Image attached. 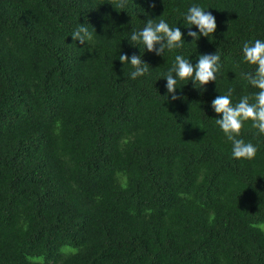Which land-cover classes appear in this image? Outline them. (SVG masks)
Masks as SVG:
<instances>
[{
	"label": "trees",
	"instance_id": "16d2710c",
	"mask_svg": "<svg viewBox=\"0 0 264 264\" xmlns=\"http://www.w3.org/2000/svg\"><path fill=\"white\" fill-rule=\"evenodd\" d=\"M118 2L0 0V264H264V134L246 122L257 155L235 159L211 107L258 91L243 46L264 41V0ZM194 4L217 23L196 43ZM148 19L183 47L132 42ZM216 51V81L178 80L167 100L176 55ZM133 53L149 65L136 79L119 60Z\"/></svg>",
	"mask_w": 264,
	"mask_h": 264
},
{
	"label": "clouds",
	"instance_id": "9594fccd",
	"mask_svg": "<svg viewBox=\"0 0 264 264\" xmlns=\"http://www.w3.org/2000/svg\"><path fill=\"white\" fill-rule=\"evenodd\" d=\"M116 6L120 9L126 8L127 0H119ZM150 6L155 7L154 0H150ZM184 20L186 28L189 29L187 36L192 38V43H196L201 36L213 35L217 29L215 16L199 5L194 4L189 7L187 13L184 14ZM192 26H195L198 32L192 31ZM184 35L179 27H170L164 19H160L158 22L148 19L142 30L133 31L130 39L132 42L143 43L148 52L163 56L165 50L182 48L185 43ZM71 37L75 44L76 41H79L81 45H84L85 42L89 44L93 38L85 23H80L77 29L72 32ZM220 59L217 51L214 54H201L198 56V62L194 65L183 55H176L174 65L165 76L167 100L169 96L172 101L181 99L176 95L178 80L192 81L194 85L198 83L201 86L200 89L210 82H215L216 73L221 68ZM243 59L248 64L256 66L254 71L246 72L243 75L248 83L258 91L253 95L242 96L234 104L232 101L234 89L229 88L227 94L218 95L212 100L211 107L216 114L222 116L215 122L226 139L231 142L233 157L252 160L257 155L258 149L251 142H245L241 138V133L245 123L251 121V126L258 130V134H264V41L257 39L252 44L245 43ZM119 60L123 65L129 63L133 67L134 70L130 74L132 79L148 74L149 65L141 58V55L133 53L129 57L127 54H121Z\"/></svg>",
	"mask_w": 264,
	"mask_h": 264
}]
</instances>
